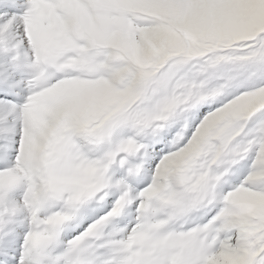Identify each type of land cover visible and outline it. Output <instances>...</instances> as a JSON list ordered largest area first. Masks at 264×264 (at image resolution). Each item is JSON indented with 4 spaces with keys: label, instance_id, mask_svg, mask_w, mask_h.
Masks as SVG:
<instances>
[{
    "label": "snow or ice",
    "instance_id": "obj_1",
    "mask_svg": "<svg viewBox=\"0 0 264 264\" xmlns=\"http://www.w3.org/2000/svg\"><path fill=\"white\" fill-rule=\"evenodd\" d=\"M0 264H264V0H0Z\"/></svg>",
    "mask_w": 264,
    "mask_h": 264
}]
</instances>
